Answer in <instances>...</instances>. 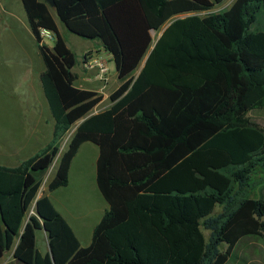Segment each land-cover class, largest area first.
<instances>
[{
    "label": "trees",
    "instance_id": "trees-1",
    "mask_svg": "<svg viewBox=\"0 0 264 264\" xmlns=\"http://www.w3.org/2000/svg\"><path fill=\"white\" fill-rule=\"evenodd\" d=\"M224 1L55 0L51 9L22 0L45 63L54 133L18 167L0 166V260L15 248L22 264H226L242 238L264 233V199L248 195L264 178V129L248 117L264 109V0L174 19ZM52 10L112 56L122 84L109 109L93 113L103 96L75 86L77 56ZM42 29L54 33L52 47ZM84 118L48 189L69 185L82 144L99 147L97 186L108 209L87 247L51 198H38L59 141ZM43 227L55 263L38 248Z\"/></svg>",
    "mask_w": 264,
    "mask_h": 264
},
{
    "label": "rangeland",
    "instance_id": "rangeland-1",
    "mask_svg": "<svg viewBox=\"0 0 264 264\" xmlns=\"http://www.w3.org/2000/svg\"><path fill=\"white\" fill-rule=\"evenodd\" d=\"M234 2L235 0H225L224 3L216 5L210 11L182 14L176 16L174 19L192 14L204 17L210 13L222 12L229 9ZM52 14L56 18L59 32L68 47L78 56V64L75 70L78 73L82 72V56L87 52V49H94V46L97 47V41L84 39L72 34L59 20L54 10H52ZM26 18L27 14L22 0H0V138H5L11 132L16 137L25 129V120L18 118V115L20 116L18 112L20 103L16 99L10 100L8 98L10 95H13L15 98H18L19 95L25 97L27 101L25 100L24 102L29 103L30 109H32L33 105L36 107L35 109L40 114L37 119L38 124L44 130L47 129L48 131L49 126H53V119L50 115L40 82V74L45 69V63L39 51L37 41L29 32ZM165 27L159 32H152L154 42L160 37ZM54 41L55 37L52 41L44 42L52 47ZM143 65L144 62L134 73L135 77L139 75ZM109 67L110 72L107 73V76L115 74V63L111 62ZM24 77L26 80H24ZM110 103L111 100L108 99L96 110L98 112L103 111L102 109L108 107ZM96 110L93 113H96ZM248 117L264 129V109L254 110L248 114ZM80 123L81 121L69 127L59 141L60 153L54 161L55 166H58L61 155L67 150ZM87 158L84 156L80 157L79 164H77L71 182H69L70 184L59 193V202L64 203L66 207L71 206L76 209L75 211L81 215L78 222L86 223L85 227L78 230L81 244L86 242V238H88L89 243L93 229L96 227L103 212L108 209L107 203L97 186L96 163L90 153H88ZM54 163L50 169H52ZM50 169L44 174L43 188L50 181L47 182ZM256 183L258 185L248 195L255 199H264V178L257 179ZM222 210V205L218 204L214 215L220 214ZM33 213L34 211L31 210L29 215ZM29 215L26 221L29 219ZM203 231L208 239L209 232ZM38 247L42 248V244L39 243ZM226 249L227 245H222L221 250L224 252ZM9 256L10 252L7 253L4 260L10 258ZM6 262L8 264H22L20 262H11V258ZM226 264H264V233L262 235H251L242 238L235 246Z\"/></svg>",
    "mask_w": 264,
    "mask_h": 264
},
{
    "label": "crops",
    "instance_id": "crops-1",
    "mask_svg": "<svg viewBox=\"0 0 264 264\" xmlns=\"http://www.w3.org/2000/svg\"><path fill=\"white\" fill-rule=\"evenodd\" d=\"M26 20H27V25H28L30 34L36 40V37L34 36L32 30L30 28V25L28 22V17L26 18ZM72 34H74V33H72ZM74 35H76V34H74ZM79 37H81V36H79ZM84 39H86V38H84ZM88 40H91V39H88ZM93 41H95V40H93ZM96 41H97V44H96L97 47L94 46L93 47L94 49H91V48L87 49V52H85L84 55L82 56L81 60L83 63L82 64L83 65V67H82L83 71L82 72L80 71L78 73L75 70V68L73 69V72L77 75V79L75 81V86L77 88H80L82 90L94 91V92H97L98 94L103 96L102 101L96 106V108L94 110H96L104 101H107L108 99H110L109 98L110 95L114 91H116L122 84V82L120 81V79L118 77L116 65H115V74L109 75L108 81H104V80L100 79L99 71L97 69H91L88 67V62L91 58L105 60L107 65H108V69H109L108 72H110L109 64L111 62L114 63L112 56L104 49L102 42L98 39H96ZM38 47H39V44H38ZM77 64H78V56H77ZM25 77H24V80H26ZM41 87H42V85H41ZM8 98L10 100L16 99L20 103V109H18L20 116L18 115V118L20 120H25V129L23 130L24 132L22 131L23 133L21 132L16 137H14L13 132H11V134L10 135L7 134L5 136V138H0V166L18 167L25 160L34 156L35 154L40 152L42 149H44L50 142H52L53 133H54V119L50 113V115L53 119V126L52 125L49 126L48 131H47V129L44 130L41 127V125L38 124L37 119L40 116V114L35 109L36 107L34 105L32 106V109H30L29 103L24 102L26 100L25 97H21L20 95L18 98H15L13 95H10ZM111 105H112V102L109 104L108 107H106L105 109H102V110L109 109L111 107ZM48 109H49V106H48ZM31 112H33V113H31ZM49 112H50V110H49ZM96 113H98V111ZM48 133H49V135H47ZM88 153L91 154L94 162L96 163V182H97V160H98L100 151H99V147L96 146L95 144L91 143V142H85L84 144H82L77 155L73 159L72 164H71V169H70V182H71V178L74 175L75 169L77 168V164H79L80 157L84 156L87 158ZM56 169H57V166L55 168V171H53L52 175L50 176V179H49L50 181L54 178L55 173H56ZM50 181L48 182V184L46 186H44V188L42 185V187L40 188L39 194H38V198L45 196V195L49 196L51 198L52 202L54 203V205L56 206V208L65 217V219L68 221V223L70 224V226L72 227V229L76 233L77 237L79 238L80 235L78 233V230L85 227L86 223L85 222H83V223L78 222L79 218H81V215L79 212L75 211L76 209L72 208L71 206L66 207V205L64 203L59 202V198H60L59 193H61V191H63V189L65 187H62V188H59L53 192H50L48 189V185H49ZM107 207H108V204H107ZM105 211L103 212V215H104ZM103 215L101 216L100 220L102 219ZM100 220L98 221V223L100 222ZM93 231H94V229H93ZM93 231L91 233V238H90L89 243H88V238H86V242L84 244H82L83 247H87L91 244ZM79 240H80V238H79ZM37 242H38V244L39 243L42 244V248H39V247L38 248L43 255H46L47 253H49L48 235L44 230H40L37 232ZM14 250H15V248L10 251L9 257L11 258V262H18L13 257ZM6 255H7V253L1 259L3 261L0 264H8L6 261H8V259H10V258H7V260H4Z\"/></svg>",
    "mask_w": 264,
    "mask_h": 264
},
{
    "label": "built area",
    "instance_id": "built-area-1",
    "mask_svg": "<svg viewBox=\"0 0 264 264\" xmlns=\"http://www.w3.org/2000/svg\"><path fill=\"white\" fill-rule=\"evenodd\" d=\"M41 37L43 38V41H52L54 39L55 35L53 32H51L47 29H42L41 30ZM88 67L91 69H97L99 71L100 79L104 80V81H108L107 73H108L109 69H108V65H107L105 60L91 58L88 62ZM55 165L56 164L54 163V166L49 171L47 182L49 181L50 176L52 175L53 171H55V168H56Z\"/></svg>",
    "mask_w": 264,
    "mask_h": 264
},
{
    "label": "water",
    "instance_id": "water-1",
    "mask_svg": "<svg viewBox=\"0 0 264 264\" xmlns=\"http://www.w3.org/2000/svg\"><path fill=\"white\" fill-rule=\"evenodd\" d=\"M42 1H44V2H45V3H46L51 9H55V8H56V2H55V0H42ZM168 25H169V24H168ZM168 25H167V26H168ZM167 26H166V27H167ZM86 118H88V117H86ZM86 118H84V119L81 121V123H82ZM43 230L46 232L45 227H43ZM49 253H50V256H51L53 262L55 263V260H54L53 253H52V250H51L50 245H49Z\"/></svg>",
    "mask_w": 264,
    "mask_h": 264
}]
</instances>
